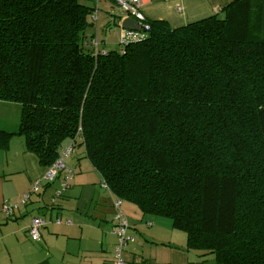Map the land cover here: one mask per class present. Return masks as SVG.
Returning <instances> with one entry per match:
<instances>
[{
    "label": "trees",
    "instance_id": "1",
    "mask_svg": "<svg viewBox=\"0 0 264 264\" xmlns=\"http://www.w3.org/2000/svg\"><path fill=\"white\" fill-rule=\"evenodd\" d=\"M101 1L0 0V107L19 113L0 147L22 135L46 167L82 147L200 257L264 264V0L180 27L147 18L118 49L96 35Z\"/></svg>",
    "mask_w": 264,
    "mask_h": 264
},
{
    "label": "crops",
    "instance_id": "2",
    "mask_svg": "<svg viewBox=\"0 0 264 264\" xmlns=\"http://www.w3.org/2000/svg\"><path fill=\"white\" fill-rule=\"evenodd\" d=\"M225 3L147 0L143 12L151 20L162 19L180 27L216 14ZM3 108L13 110L8 105ZM14 112L12 122L0 123V129L16 127L18 115ZM65 164L73 171L66 188L63 183L68 170L59 171L53 181H48V167L26 149L25 141L16 146L12 136L0 147V264H115V194L102 186L101 173L87 157L77 160L73 156ZM36 181H40V188L33 192ZM26 195L29 199L24 201ZM7 205H11L9 211L4 208ZM122 210L128 215L134 236L123 253L124 264L209 262L188 248L186 233L176 229L171 220L144 214L137 205L124 200ZM35 217L45 220L39 241H33L28 233Z\"/></svg>",
    "mask_w": 264,
    "mask_h": 264
},
{
    "label": "built area",
    "instance_id": "3",
    "mask_svg": "<svg viewBox=\"0 0 264 264\" xmlns=\"http://www.w3.org/2000/svg\"><path fill=\"white\" fill-rule=\"evenodd\" d=\"M120 7H122L124 10L128 11L130 13V17H133L137 19L140 23V26H145L146 29L149 28V25L145 22L147 20V17L145 13L143 12V6L147 0H110ZM98 14L96 13L95 18H97ZM144 28V29H145ZM139 33L136 30H124V36L125 38H136L138 37ZM125 42V40H123ZM73 151V148L71 146L65 148V150L60 154L58 160L51 166L48 167L45 178L48 181H53L57 175V173L63 169L68 170L69 176L63 183V187L66 188L69 186L68 180L73 175L72 169L68 168L66 164L64 163V158L68 154H70ZM102 186L109 190L110 192H113L109 186V184L103 179L101 182ZM40 188V181H36L33 184L32 191L37 192ZM29 199V195H26L24 197V201H27ZM122 202L123 200L118 197L115 194L114 197V206L117 209V212L115 214V223H116V229L115 233L118 235V244L115 249V264H124L125 259L123 256L124 251L127 249L129 243L134 240V236L130 233V222L128 215L122 210ZM6 211H9L11 209V205H7L4 207ZM45 225V220L41 217H35L32 220L31 225L29 226L28 233L33 241H39L41 238V228Z\"/></svg>",
    "mask_w": 264,
    "mask_h": 264
},
{
    "label": "rangeland",
    "instance_id": "4",
    "mask_svg": "<svg viewBox=\"0 0 264 264\" xmlns=\"http://www.w3.org/2000/svg\"><path fill=\"white\" fill-rule=\"evenodd\" d=\"M213 1L218 2L220 0H213ZM222 1L229 2L230 0H222ZM100 4H101V9L98 12L97 24L95 26L96 35L98 39L100 40V42L104 43V46H106L107 48L109 49L117 48L118 49L121 45L120 42L124 40L122 37L123 35L122 33H124V31L122 30L123 28L119 24L116 25L115 23L112 22L111 19L115 18V16L113 15H117V17L121 16L122 18L130 17V13L124 10L119 5L117 4L114 5L111 1H108V0H102ZM110 20H111V25L109 27L107 23ZM14 110H16V113L19 119V113L15 105L13 106V110L0 107V123L10 124L12 122V119L15 113ZM13 138H14V143L16 146L24 145L25 140L22 135H14ZM69 144L70 143H66L64 148H67ZM82 151H83L82 147L74 149L70 154L65 156V163L66 161H68L70 157H73V156L77 160L84 158ZM165 219H169V218H165ZM205 258H207V260L209 261L207 262V264H218L216 260L214 259L213 255H207Z\"/></svg>",
    "mask_w": 264,
    "mask_h": 264
},
{
    "label": "water",
    "instance_id": "5",
    "mask_svg": "<svg viewBox=\"0 0 264 264\" xmlns=\"http://www.w3.org/2000/svg\"><path fill=\"white\" fill-rule=\"evenodd\" d=\"M120 25L123 29H127V30L138 31L140 29L139 21L133 17L122 18Z\"/></svg>",
    "mask_w": 264,
    "mask_h": 264
}]
</instances>
